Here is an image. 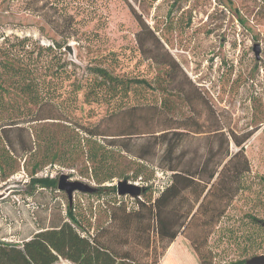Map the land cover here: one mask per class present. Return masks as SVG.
<instances>
[{"label": "rangeland", "instance_id": "1", "mask_svg": "<svg viewBox=\"0 0 264 264\" xmlns=\"http://www.w3.org/2000/svg\"><path fill=\"white\" fill-rule=\"evenodd\" d=\"M128 1L176 60L179 70L172 75L179 86L173 80L159 86L166 69L140 55L138 25L125 0H0V241L20 244L67 216L68 198L57 185L30 186L36 161L46 162L34 176L49 175L57 183L64 173L99 188L86 156L85 130L117 132L129 124L139 132L159 130L164 123L158 109L165 98L171 102L164 110L171 120L193 111L206 127L223 128L230 154L217 173L229 161L231 166L230 174L220 175L215 205L181 229L157 264H246L264 254V227L250 218L264 220V0ZM95 66L121 77L146 78L152 88L132 84L116 95H93L92 84L99 81ZM176 88L204 93L210 109L199 103L189 108ZM93 139L103 143L100 136ZM205 145L202 135L185 144L199 153ZM239 147L241 155L230 160ZM53 152L54 158L44 157ZM110 162L115 176L104 186L141 176L156 187L167 179V172L133 156ZM233 164L245 171L239 188ZM118 199L108 189L74 191L70 206L95 232L106 223V200ZM124 202L127 209L135 206L130 198ZM151 258L139 255L141 262Z\"/></svg>", "mask_w": 264, "mask_h": 264}, {"label": "trees", "instance_id": "2", "mask_svg": "<svg viewBox=\"0 0 264 264\" xmlns=\"http://www.w3.org/2000/svg\"><path fill=\"white\" fill-rule=\"evenodd\" d=\"M125 1L138 25L135 41L140 55L144 60L162 66L161 71L166 69L162 73L159 86H162V81L173 80L176 84L175 75H172L173 69L176 72L179 70L176 60L164 47L156 30L151 28L131 2ZM137 1L152 5L156 0ZM93 71L99 79L93 82L90 89L93 95L106 92L116 95L128 90L132 84L152 88L146 78L121 77L101 66H95ZM174 90L181 93L189 108H196V103L207 109L211 107L207 96L202 92L187 94L181 88ZM170 103V100L165 98L160 101L158 112L160 110L164 126L159 130L139 132V129L131 124L121 127L117 132L85 130L88 134V137L84 138L86 156L99 187L97 190L108 189L117 198H121L115 201L106 200L105 224L103 222L94 232L96 228L80 219L72 206L67 205V216L59 225L41 228L20 244L0 241V264H55L59 257L74 264H157L158 257L164 254L181 229L192 225L199 215L206 214L209 208L215 205L222 189L221 185L217 188L222 178L220 175L226 172L230 174L231 166L229 161L217 173L223 159L230 154L229 138L223 128L206 127L199 121L198 116H193V111L192 115L185 118L171 120L164 111L170 108ZM153 107L156 108V105L152 104L151 108ZM212 115L215 118V114ZM47 118L58 119H40ZM197 135L206 138L205 149L201 153L198 149L191 150L185 146L189 137ZM96 136L103 138L102 144L93 139ZM137 136L144 138L136 142L133 137ZM237 145L240 146V142H237ZM134 147L136 150H133ZM242 151L239 147L230 156V160L241 155ZM124 154L135 157L140 163L151 162L158 170L167 172L166 181L155 187L142 179L146 184L142 185L144 191L139 196H118L115 186H104L102 183L115 176L111 159ZM49 155L54 158L56 153H48L44 157ZM44 159H39L40 161H36L32 166L29 179L31 187H56L55 177L33 175L34 170L46 162ZM232 168L237 176L239 188L245 171L239 170L238 164H233ZM216 173L218 175L214 180ZM124 197L134 200L135 206L132 209H127ZM250 218L253 222H258L255 216ZM137 246L140 248L137 249ZM175 246L176 242L170 252L174 251ZM150 254V261L139 260V255ZM230 264H244V260Z\"/></svg>", "mask_w": 264, "mask_h": 264}, {"label": "water", "instance_id": "3", "mask_svg": "<svg viewBox=\"0 0 264 264\" xmlns=\"http://www.w3.org/2000/svg\"><path fill=\"white\" fill-rule=\"evenodd\" d=\"M255 57L259 58V45L255 44L253 47ZM57 188L60 191H64L68 198V203H72V195L74 191H79L82 193H94L97 188L88 183H85L81 180H71L67 174L61 173L57 179ZM116 193L119 196L128 195L131 197L139 196L144 188L142 186L130 183L127 179H120L115 183ZM258 222L261 226L264 227V220L258 219ZM246 264H264V254H258L251 256L245 260Z\"/></svg>", "mask_w": 264, "mask_h": 264}, {"label": "built area", "instance_id": "4", "mask_svg": "<svg viewBox=\"0 0 264 264\" xmlns=\"http://www.w3.org/2000/svg\"><path fill=\"white\" fill-rule=\"evenodd\" d=\"M74 170L73 169H71V170H69V172H73ZM49 176V175H48ZM69 177V179H70V176H68ZM71 180H73V179H71ZM128 182H130V183H133V184H136V185H139V186H142V185H144V184H146L143 180H142V178L139 176V177H136V178H134V179H130V180H127ZM119 196V195H118ZM130 198H133V197H130ZM55 264H74V263H72L71 261H69L68 259H66V258H62V257H59L58 258V261L55 263Z\"/></svg>", "mask_w": 264, "mask_h": 264}]
</instances>
